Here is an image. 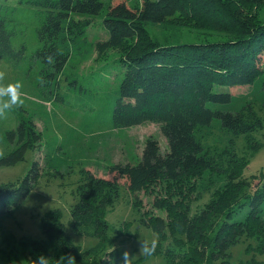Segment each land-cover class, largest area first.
Returning <instances> with one entry per match:
<instances>
[{
	"label": "trees",
	"instance_id": "trees-1",
	"mask_svg": "<svg viewBox=\"0 0 264 264\" xmlns=\"http://www.w3.org/2000/svg\"><path fill=\"white\" fill-rule=\"evenodd\" d=\"M26 1L37 8L39 44L34 57L42 64L40 78L44 86L51 85L54 98L62 101L72 93L68 88V94H59L60 76L72 57L87 50L84 36L93 17L102 11L103 2ZM263 4L264 0H141L135 8L124 2L109 6L101 21L107 36L96 42L95 49L99 56L111 48L126 50L119 59L123 75L111 112L112 126L154 122L166 139L168 151L161 154L157 140L149 137L140 160L110 166L111 178L81 168L72 190L69 223H64L61 213L53 209L43 214L39 222L41 236L30 239L24 255L28 257L26 264H36L41 256L46 264H61L63 257L64 264L68 257H74L76 264H138L119 256L114 238L123 233L112 237V230L120 228L110 226L105 219L123 192L118 176L126 180L131 196L128 204L138 216L136 227L149 228L158 235L155 245H146V254H161L166 264H229L230 249L248 239L252 256L240 264H264L263 177H242V164L232 140L221 151L209 152L196 135L198 127L209 125L214 118L234 136L250 138L263 128V119L252 102L235 111L206 105L231 101V92L215 91L217 87L251 85L261 76L263 99L259 110L264 113ZM147 22L186 25L215 31L223 37L218 41L162 45L148 35L144 26ZM13 34L0 9V60L18 64L25 48L13 46ZM72 75L66 80L73 90L78 80ZM6 135L14 147L0 158V167L18 164L27 151L40 144V134L29 119H21ZM259 146L254 142L251 148ZM204 171L227 175L223 189L211 192L207 200L202 199L201 191L193 196L195 191L187 189L188 184L182 189L186 178ZM44 175L47 180L63 176L56 169L40 172L37 161L32 160L22 175L0 182V221L28 198ZM160 177L176 182L172 186L175 192L168 200H154L155 208L166 209L164 216L147 215L141 211L139 194L150 180ZM125 223L121 229L128 231ZM69 226L78 236H90L96 242L79 249L67 232ZM160 239L164 244H158Z\"/></svg>",
	"mask_w": 264,
	"mask_h": 264
},
{
	"label": "rangeland",
	"instance_id": "rangeland-1",
	"mask_svg": "<svg viewBox=\"0 0 264 264\" xmlns=\"http://www.w3.org/2000/svg\"><path fill=\"white\" fill-rule=\"evenodd\" d=\"M103 7L99 15L93 17V23L86 30L84 43L86 51L72 57L63 74L60 76L59 94L69 98L56 100L51 85H43L40 78L41 62L34 57L39 44L37 38L38 14L37 8L26 0H0V9L7 16L8 24L14 29L11 42L15 48L21 45L25 48V55L18 64L0 60V73L4 74L3 84L19 82L22 84L23 105L14 106L10 112L0 116V158L14 147V143L7 139V131L14 130L21 119L34 122L40 134V144L33 151H27L25 159L14 166L0 167V182L13 180L22 175L36 160L40 172L60 171L63 176H48L40 178L39 183L10 215H5L0 221V264H26L28 260L26 248L31 238L41 236L39 222L43 214L53 209L61 213L62 221L69 223V206L74 202L72 190L75 189L81 168L91 171L97 176L111 178L109 171L112 165L136 164L141 157L145 142L149 137L157 140L161 154L168 151L166 139L160 132L158 124L144 122L129 127L115 128L112 126L111 112L113 109L118 84L123 75L120 57L125 48H111L98 55L95 44L105 39L106 33L102 28V16L111 5L124 2L127 7L135 8L141 0H102ZM264 12V4L261 6ZM261 16V14H260ZM145 29L150 37L162 45L183 42L218 41L223 37L215 31L200 30L180 24L145 23ZM263 63V58L260 59ZM73 72L76 77V87L70 89L66 80ZM69 76V78H72ZM261 77V76H260ZM255 79L251 85H237L232 87H217L215 91H230L231 101L227 104L208 102L211 109L235 111L246 102L255 104V109L263 119V128L252 133L250 138L241 134H233L220 127V121L214 118L209 125L197 128L196 135L206 151H221L230 140L233 141L235 152L242 164V177L256 176L264 179V113L259 110L263 99L260 89L261 79ZM49 79L48 77L46 78ZM69 88V89H68ZM67 89L69 91H67ZM260 146L253 150L252 143ZM227 175L204 171L202 174L186 178L183 183L186 189L194 190L196 196L203 192L202 199H210L211 192L223 189ZM122 185L121 198L115 206L107 211L105 219L110 226L120 230H112L117 253L124 260H134L138 264H166L165 258L158 253H147L142 247L156 244L158 235L151 229L136 227L138 217L134 209L128 204L131 196L126 190V180L117 177ZM176 182L163 177L150 180L140 192V207L147 215H165L166 210L153 206L156 197L169 199L175 191L172 186ZM168 189L167 194L165 191ZM128 227L121 229L122 223ZM131 222V224L129 223ZM68 234L79 249L92 246L96 239L90 236H78L69 226ZM164 244L160 239L158 244ZM250 241L241 240L230 249V263L240 264L252 256ZM251 253H250V252ZM260 258L259 255H255Z\"/></svg>",
	"mask_w": 264,
	"mask_h": 264
},
{
	"label": "clouds",
	"instance_id": "clouds-1",
	"mask_svg": "<svg viewBox=\"0 0 264 264\" xmlns=\"http://www.w3.org/2000/svg\"><path fill=\"white\" fill-rule=\"evenodd\" d=\"M4 74L0 73V116L10 112L14 106L23 105L24 100L22 99V84L19 82L3 84ZM142 251L148 252L147 247H142ZM65 258L63 257L61 264H64ZM36 264H46V258L41 256ZM67 264H76L74 257L67 258Z\"/></svg>",
	"mask_w": 264,
	"mask_h": 264
}]
</instances>
